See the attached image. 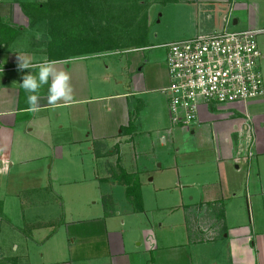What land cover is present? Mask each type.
<instances>
[{"label":"crops","instance_id":"crops-1","mask_svg":"<svg viewBox=\"0 0 264 264\" xmlns=\"http://www.w3.org/2000/svg\"><path fill=\"white\" fill-rule=\"evenodd\" d=\"M17 1L0 0V25L4 26V30L23 27L30 31L28 20L20 11ZM185 2L184 6L191 9L195 25L189 31L192 36L180 40L219 31L226 22L238 25L237 19L231 21L230 14L241 10V5L232 4V0ZM178 13H181L183 19L185 9L177 11V21ZM178 27L177 23V30ZM177 34L184 35L186 31H178ZM6 36L9 34L6 33ZM14 43L2 45L0 50V175L12 176L14 173L24 172L30 164L26 161L33 156V162L45 165L46 160H39L47 159V153L55 150L68 151L85 142L89 146L87 151L95 160L114 158L116 166L121 168L120 173L118 171L111 176L109 170L103 180L101 177L97 179L107 181L111 176L116 184L125 186V175L135 176L136 173L128 171V165L133 167V162L138 163L142 158L144 161H149L152 157L158 160L162 154L158 149L169 145L174 148L175 153H180V158L184 161L183 166L178 162L175 164L182 169L180 171L177 168L179 178L174 186L178 189L175 194L181 201L173 207L182 210L193 244L204 247L200 256L202 262L199 264H219L222 260L227 264H264V232L252 239L255 234L244 217L245 204L249 211L253 198L261 197L260 194H254V186L255 183H260L264 169L260 170L256 164L258 158L247 166L244 155L249 141L252 143L254 157L264 155V113L259 112L264 107L263 99L254 100L247 105L202 106L196 121L190 127L172 126L167 95L164 92L170 83L166 58L161 60V53L154 52L162 47L167 53L164 48L167 43H162L125 50L128 54V81H118L117 84L126 88L112 94L102 91L105 87L103 83L96 84L92 89L89 70L95 68V65L88 67L87 63H72L105 53L57 62V70L66 72L70 77L71 99L49 102L46 85L41 90L37 110L32 111L25 91L19 86L22 76L28 70L18 71L17 64L12 59L14 54L9 51ZM105 69L108 70V66ZM94 91H97V96H94ZM108 101L117 107L118 117L113 116L111 124L101 123L98 128L96 125L92 126L91 106L95 108V103ZM96 108L103 113L102 108ZM146 115L151 116L148 118ZM54 120L65 122L63 125L58 123L57 131L62 132L66 126L71 137H81L74 140L71 138L69 142L58 139L55 137L56 133H50L57 125L53 123ZM51 124L53 127L48 132ZM85 127L90 131L81 134L80 128ZM33 134L36 138L31 139L29 136ZM48 135L49 140H45L44 136ZM96 144L102 146L97 149ZM127 147L132 148L134 158L130 156L131 151ZM244 176L251 180L246 185L245 204L239 192ZM141 197L143 200L142 192ZM0 203L2 213L5 206L2 201ZM111 215L112 213L107 214L106 218L112 219ZM188 218L190 219L187 220ZM106 222L100 221L98 227H88L89 230L82 226L76 227V238L72 246L75 247L76 243V247L80 249V256L76 259H94L97 264H129L121 233L109 231ZM100 242L103 244L101 250L106 255H98ZM176 249L175 246H167L161 252ZM206 256L207 260L203 261ZM19 261L17 258L0 257V264L25 262ZM132 264H144V259L137 257ZM147 264H191V258L182 260L176 256L160 258L154 255Z\"/></svg>","mask_w":264,"mask_h":264},{"label":"rangeland","instance_id":"rangeland-1","mask_svg":"<svg viewBox=\"0 0 264 264\" xmlns=\"http://www.w3.org/2000/svg\"><path fill=\"white\" fill-rule=\"evenodd\" d=\"M19 1L29 3L33 0ZM185 3V0H151L145 30L141 29V24L139 27L135 24L134 27L137 28L130 30L128 37L143 35L146 38L147 46L171 43L191 37L189 31L195 23L192 22L191 9L184 6ZM232 4L241 5L239 7L241 10L231 12V21L237 19L238 25L233 26L230 22L228 30L262 31L257 35L256 40L261 53L258 68L261 72L264 90V0H232ZM179 9H185V13L183 19L181 13H178L179 20L177 21L176 13ZM70 17L64 20L69 28L73 24L71 23L73 18ZM78 24L79 22L75 23L77 26ZM28 28L30 31L27 28L24 29L21 37L9 50L12 55L14 54L11 56L16 64H18L17 54H22L29 59L47 57L44 51L49 36H46L44 30L39 31L38 26ZM178 31H186V34L178 35ZM122 33L124 36L126 31ZM75 35L77 34L69 31L64 37H74ZM125 43L117 46L116 52L83 58V60L72 63H87L88 67L92 64L95 65V68L89 70L92 89L96 84L103 83L105 87L102 91L105 94L123 91L126 86L120 87L117 82L128 81L126 62L128 54L125 52L127 49V46H124ZM135 43L141 44L142 42L137 40ZM74 48H77V45L71 47V43H67L64 51L68 52ZM156 50L155 53H161V60L166 58L165 50L162 47ZM106 66H108V70L105 69ZM126 85L128 86V83ZM97 95V91H94V96ZM258 99L264 100V96ZM95 106L103 107V113L99 112V108ZM94 107L91 106L93 114L91 122L92 126L96 125V128L101 123L110 122L108 124H111L110 119L115 115L118 117L117 107L109 101L95 103ZM259 112L264 113V107ZM150 116L146 115L148 118ZM53 123L57 125L51 129L53 127L51 124L48 132L51 129L50 133H56L55 137L62 141L69 142L71 138L74 140L81 137L75 135L71 137L66 126L62 132L57 131L58 123L63 125L64 121L54 120ZM80 129L81 134L90 131L86 127ZM49 136H44V139L49 140ZM29 137L36 138L34 134ZM81 145L78 148H69L68 151L55 150L47 153V159L39 160H46L45 165L33 162L31 160L35 159L33 156L26 161L30 164L24 172L14 173L12 176L0 175V202L2 201L5 206L3 212L0 213L1 258H17L20 261H25H19V264H97L94 259H76L77 256H80L78 251L80 249L76 247V243L75 247H72L76 238L74 230L81 226L89 230L90 227H98L100 221H107L106 226L109 231L121 233L127 256L126 261L129 260V264H132V261L137 257L144 259V264H147L154 255L160 258L176 256L182 260L191 258V264L202 262L200 256L204 247L193 244L191 234L186 228L187 224L183 220L182 210L173 207L181 201L175 194L178 189L176 190L174 187L175 181L179 178L177 168L182 170L175 164L178 162L180 166H183L184 163L179 152L175 153L174 148L169 145L159 149L156 147L162 153L158 160H154L152 157L149 161H144L142 158L138 163L133 162V167L128 165V171L136 172L135 176L131 178V183H136L137 180L141 187L139 190L143 195V212H140L136 201L130 198L125 191L126 185H118L111 178L113 173H118V171L120 173L121 170L119 166H116L115 159L95 160L92 154L87 151L89 146L85 142ZM100 146L102 145L96 144L97 149ZM127 150L131 151L130 156L134 158L132 148L127 147ZM256 158H258L256 164L260 170H263L264 155L255 156L254 159ZM107 163L109 164L107 165ZM51 164L52 167H50ZM109 170L111 171L110 178L107 181H102ZM97 177H101L102 180H98ZM250 181L244 176L242 189L240 188L239 191L243 196V202L246 185ZM254 188V194H260L261 197L253 198L249 211L244 202L246 215L244 217L247 218L245 222L255 234L252 239L264 232V170L260 183H255ZM103 198L106 199L105 203ZM111 213L112 219L107 217V220V214ZM87 235L88 233L85 237ZM167 246H175L177 249L175 251L167 250V253L161 252ZM101 248H103V244L100 242L98 255H106ZM157 250L159 251L157 252ZM206 258L207 256L203 258V261L207 260ZM223 261H219V264H227Z\"/></svg>","mask_w":264,"mask_h":264},{"label":"built area","instance_id":"built-area-1","mask_svg":"<svg viewBox=\"0 0 264 264\" xmlns=\"http://www.w3.org/2000/svg\"><path fill=\"white\" fill-rule=\"evenodd\" d=\"M219 31L164 45L169 86L168 112L172 126L190 127L202 106L246 105L264 96L256 37L262 31ZM244 160L254 159L247 143Z\"/></svg>","mask_w":264,"mask_h":264},{"label":"trees","instance_id":"trees-1","mask_svg":"<svg viewBox=\"0 0 264 264\" xmlns=\"http://www.w3.org/2000/svg\"><path fill=\"white\" fill-rule=\"evenodd\" d=\"M150 2L151 0H33L29 3L17 1L28 20V27L38 26L39 31L44 30L46 36H49L44 52L49 60L56 62L113 53L118 50L117 46L125 42L126 50L148 47L143 35H128L130 30L140 24L141 29L145 30ZM66 16L73 18L70 28L64 22ZM77 22L78 26L75 25ZM135 24L137 27H134ZM23 30L21 27L4 30V26L0 25V50L2 45L8 46L17 41ZM69 31L77 35L64 37ZM123 31H126L124 36ZM6 33L9 36H6ZM137 40L142 43L136 44ZM67 43H71V47L77 45V48L66 52L64 49ZM132 177L125 175L126 192L136 201L138 210L143 212L140 186L137 180V184L131 183ZM103 199L105 203L106 199Z\"/></svg>","mask_w":264,"mask_h":264},{"label":"clouds","instance_id":"clouds-1","mask_svg":"<svg viewBox=\"0 0 264 264\" xmlns=\"http://www.w3.org/2000/svg\"><path fill=\"white\" fill-rule=\"evenodd\" d=\"M17 70L27 74L22 76L19 86L25 91L27 103L30 110L36 111L41 98V89L48 86V100L54 103L60 99H71L72 88L69 85V75L66 72L58 71L55 67L57 63L46 57L37 59L26 58L22 54H17ZM2 71V69H0Z\"/></svg>","mask_w":264,"mask_h":264},{"label":"water","instance_id":"water-1","mask_svg":"<svg viewBox=\"0 0 264 264\" xmlns=\"http://www.w3.org/2000/svg\"><path fill=\"white\" fill-rule=\"evenodd\" d=\"M236 23V21H234Z\"/></svg>","mask_w":264,"mask_h":264}]
</instances>
